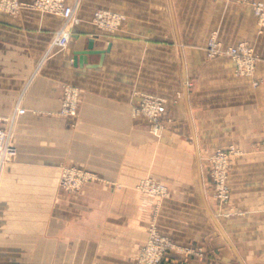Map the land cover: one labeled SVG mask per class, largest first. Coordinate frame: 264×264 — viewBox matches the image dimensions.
I'll list each match as a JSON object with an SVG mask.
<instances>
[{
    "label": "crops",
    "instance_id": "0c3cea01",
    "mask_svg": "<svg viewBox=\"0 0 264 264\" xmlns=\"http://www.w3.org/2000/svg\"><path fill=\"white\" fill-rule=\"evenodd\" d=\"M20 1L17 15L0 12V119L13 116L0 128L10 131L17 149L16 160L0 166V264H137L146 225L134 186L147 170V144L146 123L132 117L131 106L140 95L167 98L169 116L182 124L176 96L184 69L200 79L193 98L210 108L203 118L205 143H211L213 116L226 134L229 111L237 116L230 118L234 135L255 137L264 121V97L235 100L234 111L212 109L208 80L224 73L229 84L233 63L208 62L201 49L213 31L226 46L251 43L264 72V34H258L252 7L242 0H66L80 23L67 48L53 51L49 44L62 19L30 7L34 0ZM101 7L125 14L118 32L107 34L91 23ZM90 41L103 57L78 55ZM64 85L81 93L74 127L57 114ZM63 164L87 169L97 181L68 195L58 188ZM248 166L264 169V163ZM254 175L250 206L239 199L245 214L223 226L251 264H264V177ZM184 186L190 213L196 190ZM185 221L184 232L210 231L205 222ZM180 232L172 233L183 240Z\"/></svg>",
    "mask_w": 264,
    "mask_h": 264
},
{
    "label": "rangeland",
    "instance_id": "374dc122",
    "mask_svg": "<svg viewBox=\"0 0 264 264\" xmlns=\"http://www.w3.org/2000/svg\"><path fill=\"white\" fill-rule=\"evenodd\" d=\"M3 1L0 0V12L8 15H17L24 6L20 0H8L17 1L19 7L16 10H8L6 4L1 5ZM39 1L34 0L30 7L62 19L61 25L53 34L49 49L53 51L65 50L67 47L59 49L53 45V42L60 29L66 28L72 33V29L80 23L75 6L68 5L66 0H59L63 6L72 7L74 12L73 21L66 24L59 13L39 7ZM44 1L48 2L49 0ZM242 1L252 7L258 34L259 36L263 35L264 27L259 26L256 21L253 3L264 2ZM99 11L117 14L119 25L113 30L99 27L94 19L95 13ZM125 22L126 16L122 11L108 7H101L93 11L91 16V23L107 34L118 32ZM230 48L240 51L239 63L242 65L240 69H237V62L226 52ZM201 49L208 62L218 61L220 67L223 65L221 62L223 60L229 61L230 64L233 63L232 74L228 73L231 80L228 81L229 84L226 83L227 74L224 73L212 74L211 79L208 80L211 87L210 89L206 88L205 91L210 93L212 109L219 105L224 110L232 109L234 111L235 100L245 102L252 96L264 97V72L261 73V69L258 68L261 55L256 46L244 41L228 46L223 45L218 38L217 31H213ZM199 80V78H190L185 70H182L181 90L176 96L185 118L182 124L181 121L175 123V120L169 116L170 106L167 104L170 100L167 98L150 94L140 95L131 106L132 117L140 118L146 123L144 127L147 144V170L134 186L146 225V240L136 256L137 264H143L139 263L140 251L147 244L152 232H156L168 243V248L158 264H251V260H248V255H246L247 251H244L245 253L242 255L243 252L235 248L231 236L225 233L223 223L245 214L243 209L239 208L238 202L241 203L239 199L242 198V203L250 206L253 174L256 178L264 177V169H252L251 166H248L251 163H264V121L259 123L260 128L255 137L245 138L234 135L236 124L232 123L233 119L230 118H237L235 114L230 111L228 113L227 124L229 126L225 135H221L219 129L224 123L219 122L218 115L213 116L211 143H205L203 118L208 117V115L205 116V111L210 108L205 107L203 101H200L197 96L193 98L197 88L195 81ZM239 83H243V85H238ZM244 85L247 87L245 88ZM67 87L77 92L74 116L62 112L64 91ZM239 87L244 88L240 90ZM201 92L203 93L204 90ZM80 96L81 93L77 87L72 85L62 87L60 108L57 114L62 118L71 119L72 127L75 126L79 114ZM183 101L187 104H184ZM153 103L164 107L159 124L156 126L151 123L148 110L143 109L146 104ZM232 103L234 105H231ZM12 119L13 116L3 119L5 121L2 122L8 123ZM215 126H217V130H215ZM3 129L8 132L13 144L10 131L7 128ZM8 163H0V166ZM69 181H78L79 183L72 185L69 184ZM95 181L97 178L82 167L65 164L59 167L58 188L68 195L79 194L86 185ZM187 184L195 187L198 200L190 213L186 207L190 204L187 200L191 195L186 192L187 190H183L184 185L187 186ZM247 189L249 194L246 197L241 193ZM185 220L205 222L210 227V231L205 234L201 233V235L184 232ZM179 230L181 232L178 234L184 238L183 240L174 236L177 233H172ZM220 239L223 241L220 242ZM221 243H224L222 247ZM165 255L167 256L165 257Z\"/></svg>",
    "mask_w": 264,
    "mask_h": 264
},
{
    "label": "built area",
    "instance_id": "2783aa9c",
    "mask_svg": "<svg viewBox=\"0 0 264 264\" xmlns=\"http://www.w3.org/2000/svg\"><path fill=\"white\" fill-rule=\"evenodd\" d=\"M6 4L8 10H16L18 9L17 1H8L4 0L1 5ZM39 7H43L44 9H48L51 12L59 13L60 16L64 19L65 23H71L73 21L74 12L72 7L63 6L59 3V0H49L48 2L44 0L39 1ZM253 10L256 17V21L259 26L264 27V3L262 2H254L253 3ZM95 23L99 25V27L104 29L113 30L119 25V16L114 13L110 12H97L94 15ZM58 35L55 37L53 45L58 47L59 49H65L70 41L71 32L66 30V28L60 29L57 33ZM227 54L230 55L236 62H237V69L241 68L240 62V51L234 48H230L227 51ZM247 56V55H245ZM250 56V55H248ZM236 69V70H237ZM70 87H67L64 91V100H63V107L62 112L70 113L69 115L74 116V108H75V100H76V91L70 90ZM144 110H148L149 112V119L154 126L159 124V118L164 112V107L157 103L153 104H146L143 107ZM23 110H18L17 114H23ZM5 121L0 119V122ZM10 135L7 131L0 128V163H8L15 161L17 158V149L11 143ZM79 182L74 181L70 182L69 184L77 185ZM166 248H168L167 241L160 237L156 232H152L149 237V240L145 247L142 248L139 255V263L143 264H158L161 260L163 253L165 252Z\"/></svg>",
    "mask_w": 264,
    "mask_h": 264
},
{
    "label": "water",
    "instance_id": "95a60500",
    "mask_svg": "<svg viewBox=\"0 0 264 264\" xmlns=\"http://www.w3.org/2000/svg\"><path fill=\"white\" fill-rule=\"evenodd\" d=\"M93 54H100L103 57L104 53L98 52V51H93V42H91V41L88 43L87 49L85 51L78 53L79 56H89V55H93ZM87 66H89V65H87Z\"/></svg>",
    "mask_w": 264,
    "mask_h": 264
},
{
    "label": "bare ground",
    "instance_id": "6f19581e",
    "mask_svg": "<svg viewBox=\"0 0 264 264\" xmlns=\"http://www.w3.org/2000/svg\"><path fill=\"white\" fill-rule=\"evenodd\" d=\"M33 4V3H32ZM163 236V235H162Z\"/></svg>",
    "mask_w": 264,
    "mask_h": 264
}]
</instances>
